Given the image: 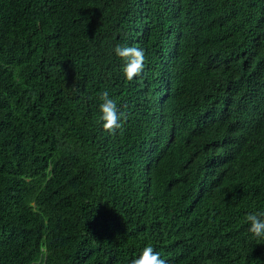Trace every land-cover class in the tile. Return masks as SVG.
<instances>
[{
	"label": "trees",
	"instance_id": "obj_1",
	"mask_svg": "<svg viewBox=\"0 0 264 264\" xmlns=\"http://www.w3.org/2000/svg\"><path fill=\"white\" fill-rule=\"evenodd\" d=\"M251 212L264 0H0V264H264Z\"/></svg>",
	"mask_w": 264,
	"mask_h": 264
},
{
	"label": "clouds",
	"instance_id": "obj_2",
	"mask_svg": "<svg viewBox=\"0 0 264 264\" xmlns=\"http://www.w3.org/2000/svg\"><path fill=\"white\" fill-rule=\"evenodd\" d=\"M114 53L122 61L123 73L128 81L141 75L144 70L145 52L141 48L117 44ZM100 119L103 121V130L114 134L121 128V118L123 113H118L117 101L111 98L109 92L104 91L100 95ZM250 227L248 231L257 238H264V212H251L245 217ZM131 264H167V261L161 257V253L156 251L153 246L147 245L143 248L138 258H134Z\"/></svg>",
	"mask_w": 264,
	"mask_h": 264
}]
</instances>
